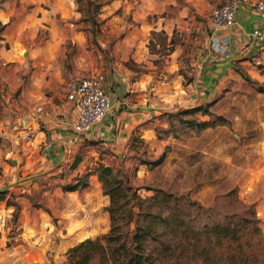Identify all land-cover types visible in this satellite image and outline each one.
Segmentation results:
<instances>
[{
	"label": "rangeland",
	"instance_id": "374dc122",
	"mask_svg": "<svg viewBox=\"0 0 264 264\" xmlns=\"http://www.w3.org/2000/svg\"><path fill=\"white\" fill-rule=\"evenodd\" d=\"M110 1L74 0L76 15L61 21L82 34L79 45L70 39L63 45V67L70 76L98 72L106 76L112 72L114 44L124 37L126 29L107 32L101 13ZM210 13H188L174 23L170 18L176 17L168 10L150 17L154 25L145 39L149 51L156 56L153 71L162 89L160 93L151 92L156 111L151 112L149 120L131 129L121 156L112 157V149L100 148L99 141L86 140L72 154L66 171L52 173L41 181L32 172L11 171L14 164L6 159L10 175L4 180L11 181L12 175L15 182L10 184L17 185L9 196L13 208L6 248L12 243L30 245L29 238L36 241L40 236L34 230L35 220L25 226V234L24 228L18 227L22 197L35 218L40 208H45L40 202V190L33 192L27 186L21 191L33 175L37 177V188L41 183L43 190L57 187L63 192L78 191L81 199L87 187L93 228L86 238L107 233L109 197L103 193L98 174L99 166L104 164L136 187L142 199L153 197L151 208L147 200L141 203L143 211L156 212L157 220L172 214L183 221L185 234L181 239L165 249L152 240L146 248L148 254H166L164 264H264V53L259 63L251 58L250 70L238 64L214 80L203 79L200 95L196 87L199 70L223 52L214 38L216 33L207 27ZM126 20L134 19L128 15ZM39 36L46 39L47 30H40ZM130 67L133 68L131 64ZM197 105L201 109L191 111ZM146 125L151 130L144 132ZM76 180L86 182V186L68 189ZM58 206L62 207L61 203ZM57 219L53 217L55 229L59 230L53 236L56 243L63 239L61 233L65 230L64 223ZM217 225L230 226L227 237H220ZM82 240L67 247L60 256L48 254L46 264H78L80 251L69 249ZM37 261L40 264L44 260L39 257ZM84 264L102 263L96 256Z\"/></svg>",
	"mask_w": 264,
	"mask_h": 264
},
{
	"label": "crops",
	"instance_id": "0c3cea01",
	"mask_svg": "<svg viewBox=\"0 0 264 264\" xmlns=\"http://www.w3.org/2000/svg\"><path fill=\"white\" fill-rule=\"evenodd\" d=\"M223 1L111 0L101 13L107 32L126 29L124 37L114 44V67L106 75L105 87L111 107L101 123L77 135L70 128L75 114L66 98V86L73 76L63 67V45L69 39L79 45L82 34L61 24L62 20L76 15L74 0H0V188L5 187L0 192H6L0 200V264H38L39 257L44 260L40 264H46L48 254L60 256L67 247L88 237L93 228L87 187L81 199L78 191L63 192L57 187L43 190L41 183L37 188L34 182L37 177L33 175L34 179L31 176L25 181L24 189L28 186L33 192L40 190V202L45 208H40L35 218L29 214L28 201L22 197L18 227H23L25 234V226L34 224L35 220L37 229L34 230L40 236L36 241L29 238L30 245L12 243L6 248L13 208L9 196L17 186L10 184L15 180L12 175L11 181L4 180L10 175L6 171V159L10 158L14 164L11 171L32 172L41 181L52 173L66 171L72 154L86 140L99 141L100 148L112 149V157L121 156L131 129L149 120L151 112L156 111L151 92L160 93L162 89L153 71L156 56L149 51L145 39L154 25L150 17L168 10L176 17L170 18L174 23L188 13H210ZM128 15H132V22L126 20ZM257 24L258 16L247 4L238 8L233 26L216 32L214 38L223 49L222 56H214L199 70L198 92L202 91L203 79L214 80L238 64L251 69V58L254 60V56L264 53V40L256 43L249 37ZM42 29L47 30L46 39H40ZM38 105L40 111H36ZM143 130L150 131L151 127L146 125ZM25 131L29 132V138L23 137ZM70 201L74 204L69 205ZM60 203L62 207L58 206ZM52 216H58V222L64 223L65 228L61 233L63 239L57 243L53 242V236L59 230L55 229Z\"/></svg>",
	"mask_w": 264,
	"mask_h": 264
},
{
	"label": "trees",
	"instance_id": "16d2710c",
	"mask_svg": "<svg viewBox=\"0 0 264 264\" xmlns=\"http://www.w3.org/2000/svg\"><path fill=\"white\" fill-rule=\"evenodd\" d=\"M200 109L197 105L191 111ZM98 174L103 193L109 197L106 210L109 214L110 229L101 237L86 238L69 249L74 253L80 251L78 264L88 263L96 256L102 264H164L166 254L156 253L152 256L146 252L147 245L152 240L162 249L175 244L185 234L182 219L167 214L157 220L156 212L143 211L141 203L147 200V207L151 208L154 206L151 202L153 197L142 199L137 194V188L123 180L112 166L104 164L99 166ZM79 185L85 187L86 182L80 183L76 180L68 189L75 190ZM5 193L0 192V200L4 199ZM215 227L219 229L221 238L227 237L230 232L229 225Z\"/></svg>",
	"mask_w": 264,
	"mask_h": 264
},
{
	"label": "built area",
	"instance_id": "2783aa9c",
	"mask_svg": "<svg viewBox=\"0 0 264 264\" xmlns=\"http://www.w3.org/2000/svg\"><path fill=\"white\" fill-rule=\"evenodd\" d=\"M247 4L258 16V24L249 32V37L256 43L262 42L264 40V0H224L211 11L207 27L212 34H215L219 30L233 26L238 8ZM254 60L259 63L260 57L256 55ZM105 82L106 76L99 72L92 75L77 74L68 81L66 98L74 108L75 117L70 128L75 134H84L93 126L101 123L110 110V97ZM40 110V105L36 106V111ZM29 136V132L25 131L23 137L29 138ZM7 178L8 176H5V179ZM24 190L22 187L21 191ZM1 243L2 235L0 234V258L2 255Z\"/></svg>",
	"mask_w": 264,
	"mask_h": 264
},
{
	"label": "water",
	"instance_id": "95a60500",
	"mask_svg": "<svg viewBox=\"0 0 264 264\" xmlns=\"http://www.w3.org/2000/svg\"><path fill=\"white\" fill-rule=\"evenodd\" d=\"M3 189H5V187L4 188H0V191L3 190Z\"/></svg>",
	"mask_w": 264,
	"mask_h": 264
}]
</instances>
